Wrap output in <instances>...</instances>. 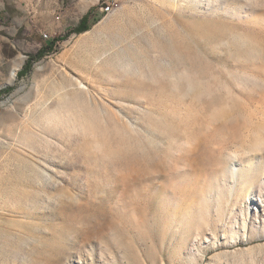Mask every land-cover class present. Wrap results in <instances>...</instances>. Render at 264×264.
Returning a JSON list of instances; mask_svg holds the SVG:
<instances>
[{"label":"rangeland","instance_id":"1","mask_svg":"<svg viewBox=\"0 0 264 264\" xmlns=\"http://www.w3.org/2000/svg\"><path fill=\"white\" fill-rule=\"evenodd\" d=\"M105 2L0 74V264H264V0Z\"/></svg>","mask_w":264,"mask_h":264},{"label":"crops","instance_id":"2","mask_svg":"<svg viewBox=\"0 0 264 264\" xmlns=\"http://www.w3.org/2000/svg\"><path fill=\"white\" fill-rule=\"evenodd\" d=\"M59 4L58 0H50L43 2L42 0H21L20 2H14L12 5L11 14L6 17L9 19V26L0 25V32L4 31L5 34L16 37L20 35V38L13 40L9 43V38L6 36H0V46L3 47L4 44L19 48V51L14 55V57L6 58L2 56L1 65L3 69L0 74L3 75V71L12 67L13 70H20L24 64L22 59V54L20 49L27 48L34 50L35 53L38 50L40 42L35 38V35H40L42 31H46L50 39L44 40L41 37L42 44L48 42L54 37L64 35L70 28L77 25L79 19L93 6H89L84 10H80L78 16L68 17L56 13ZM75 12V10H73ZM96 16H101L102 13L99 12V8L95 11ZM55 16H60L61 21L59 23L55 22ZM23 36V37H21ZM11 71V72H12ZM11 74V73H10Z\"/></svg>","mask_w":264,"mask_h":264},{"label":"trees","instance_id":"3","mask_svg":"<svg viewBox=\"0 0 264 264\" xmlns=\"http://www.w3.org/2000/svg\"><path fill=\"white\" fill-rule=\"evenodd\" d=\"M99 6H93L90 8L80 19L76 26L70 28L64 35L58 36L51 39L48 42H44L42 47L38 49L35 53L27 54V59L25 60L22 68L17 72V79L27 77L32 69L33 65L44 58L46 55L55 52L57 43L65 41L71 35L83 34L91 29V27L100 20V16H96L95 11ZM103 16V14L101 15ZM0 25L9 26V19L5 16V12H0ZM46 41V40H45ZM14 87H5L0 89V96L10 94Z\"/></svg>","mask_w":264,"mask_h":264},{"label":"built area","instance_id":"4","mask_svg":"<svg viewBox=\"0 0 264 264\" xmlns=\"http://www.w3.org/2000/svg\"><path fill=\"white\" fill-rule=\"evenodd\" d=\"M112 7V4L110 2H105L104 5H101L100 6V12H105L106 9ZM61 21V17L60 16H55V22L56 23H59ZM41 37L44 39V40H48L50 39V36L49 34L46 32V31H42L41 33Z\"/></svg>","mask_w":264,"mask_h":264},{"label":"bare ground","instance_id":"5","mask_svg":"<svg viewBox=\"0 0 264 264\" xmlns=\"http://www.w3.org/2000/svg\"><path fill=\"white\" fill-rule=\"evenodd\" d=\"M111 10H112V7L106 9V11H105V12H102V13H105V14L108 15V14L111 12ZM14 74H15V72H12V75H14ZM80 86H82V85H80ZM261 170H262V172H263V176H264V164H263ZM259 186H260V187H263V186H264V180H263V179H260V180H259ZM247 195H248V194H247ZM247 195H246V196H247ZM248 199H249V196H248ZM252 202H253V200H251V203H252ZM260 203L262 204L261 206L264 207L262 201H261Z\"/></svg>","mask_w":264,"mask_h":264}]
</instances>
